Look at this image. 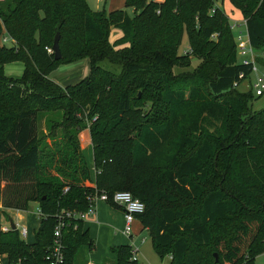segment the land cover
Listing matches in <instances>:
<instances>
[{
	"label": "trees",
	"instance_id": "trees-1",
	"mask_svg": "<svg viewBox=\"0 0 264 264\" xmlns=\"http://www.w3.org/2000/svg\"><path fill=\"white\" fill-rule=\"evenodd\" d=\"M229 2L259 49L264 0ZM214 4L124 0L129 16L91 11L85 0L0 1V36L9 40L8 47L0 41V208L26 212L36 203L41 216L31 243L16 228L0 231L7 264H43L56 213L84 211L102 192L117 208L111 196L121 191L144 205L140 231L159 258L171 256L169 264H210L197 250H208L211 264H253L264 253V107L252 113L251 90L233 87L250 79L253 66L236 62L229 19ZM111 28L122 32L119 46L108 40ZM56 33L58 60L51 50ZM214 34L216 43L209 41ZM184 35L200 66L218 58L206 86L192 84L197 72L185 75L190 80L174 74L186 59L178 55ZM84 59L90 73L78 83L60 87L48 79ZM10 64L20 65L19 75L4 73ZM255 64L264 69L263 58ZM177 80L189 84L187 94L171 86ZM41 114L60 115L46 121V136L37 128ZM85 128L92 178L77 138ZM172 196L185 207L169 208ZM67 223L63 264H75L93 240L82 223ZM111 252L114 264L137 263L131 245Z\"/></svg>",
	"mask_w": 264,
	"mask_h": 264
},
{
	"label": "rangeland",
	"instance_id": "rangeland-1",
	"mask_svg": "<svg viewBox=\"0 0 264 264\" xmlns=\"http://www.w3.org/2000/svg\"><path fill=\"white\" fill-rule=\"evenodd\" d=\"M149 1V0H147ZM85 3L87 7L91 11L97 12V11H105L106 13H109L114 10H123L125 11L129 16H133V10L129 8H125L124 6V0H85ZM216 7H220L224 10L225 14L227 15L229 22H230V29L233 25L234 29H231L232 35L234 39L238 35L239 31H244V20L240 14L239 11H237L235 8L232 7L229 0H215ZM4 36H0V41ZM122 37V32L118 28H111L108 40L111 45L119 46V40ZM211 42L216 43V35H212L210 38ZM5 47L9 46V40H6L5 43H3ZM254 55L255 58H263L264 59V44L261 45L259 49H254ZM178 55H184L186 59L184 60H178L177 65L175 64L173 66V71L175 75H182L178 76L179 79H183L185 75H192L196 74L198 79L191 80L193 85L195 86H206V81L208 80L211 71L214 69V64L217 61L218 58L211 59V62L207 63L205 67L200 66L201 60L197 58L195 55L192 54L191 49L189 48V45L187 43V37L186 35L183 36V41L181 46L178 48ZM211 56L208 58L210 59ZM241 59L238 56V53L236 54V62H240ZM84 66V67H83ZM106 67V65L104 64ZM17 69H9L4 67V73L7 75L8 73L10 75H19L21 72L20 65H17ZM82 67V69H81ZM9 70V71H8ZM72 70H74V73H78L79 76L81 75V79L86 78L89 76L90 73V67L89 64H86V61L83 63H76V64H69L58 67L56 70L51 72L48 76V79L54 82L55 84L59 86H71L72 82H75L76 79H69L72 77H68L69 74L72 73ZM81 70V71H80ZM78 80V75H75ZM251 76L250 79H247L246 81L242 82L241 85L238 86L239 92H246L248 89V84L251 82ZM187 79L190 80L188 77ZM204 81V82H203ZM173 88H178L180 90H183L187 94V90L189 87V84H182L181 81L176 83L171 82L170 83ZM190 84V85H192ZM249 110L252 113H255L262 109L264 107V97L261 98H255L252 99L248 103ZM145 109L149 110V103H145ZM60 115L57 116L53 115H43L41 114L38 117L37 122V128L38 131L43 134V136L47 135V126L46 121L54 120V121H60ZM86 126L90 125V122H85ZM58 132V131H57ZM77 138L79 142V146L81 151L84 154V161L87 165V168H89L91 177L93 175L94 167H93V160H92V154H91V140L89 131L87 129H81L77 133ZM45 143H49V139H45ZM171 201L167 205L169 208L173 209H183L185 207V204L178 201V198L175 196L170 197ZM36 204L30 203L29 209L26 212H20V211H13L8 209H2L0 208V226H6L8 224L9 220L16 226L18 229L19 227H26L29 235L26 240V242H30L32 240L33 233L38 227V221L39 218L34 215ZM98 217L97 221L94 220L96 217H93V222H85L89 224V235L93 240V247L91 249L87 247H83L81 251L77 254L75 259V264H84V259L86 261H89L91 264H100L104 262L105 264H114L115 256L111 252L112 248L119 247V246H126V245H136L139 249V253L136 255V264H169V255L164 256L163 258H159L152 245V241L149 238V235L147 231H140V222L138 220H135V222L132 225L133 231L137 230V235H133L131 239L125 238L122 233V217L120 213L115 209L111 208V210H108L104 205L101 203L98 204ZM142 240H144L142 242ZM197 258H201V256L205 257L208 263H212L211 255L210 253L205 250H197L195 251ZM0 264H5V256L0 255ZM253 264H264V253L258 254L253 259Z\"/></svg>",
	"mask_w": 264,
	"mask_h": 264
},
{
	"label": "built area",
	"instance_id": "built-area-1",
	"mask_svg": "<svg viewBox=\"0 0 264 264\" xmlns=\"http://www.w3.org/2000/svg\"><path fill=\"white\" fill-rule=\"evenodd\" d=\"M149 1H158L162 2L163 0H149ZM244 31H239L236 36L235 43L236 49L239 58L241 61L239 62L242 65L252 64V77L251 82L249 83V90H251L253 97H264V69H261L259 66L255 64V55L254 49L250 45L248 35L245 28L244 22ZM231 29H234L233 25ZM6 39H2V43H5ZM47 53H51L49 49H46ZM234 88H238L237 84L233 85ZM109 198L106 193H99L89 199L90 205L84 211H68L62 210L55 214L54 225L52 229L51 235V243L45 250V255L43 257V264H63V245L61 244V233L65 230L69 225L67 221H76L83 223L86 220H89L95 215L96 204L98 202H108ZM111 201L114 205L118 206L123 212V228L121 233L126 238L131 239V237L135 234V231L132 229V225L136 220L138 215H141L144 211V205L142 202L134 198L128 192H115L111 196ZM34 215H36L40 219V213L37 209V205L34 210ZM76 226H73L72 229H75ZM17 229V228H16ZM9 227H0L1 232H7ZM19 238L25 242L27 240L28 230L26 227L22 226L17 229ZM34 234V233H33ZM144 240H142L143 242ZM139 253V249L136 245H131V261H137L136 255ZM171 256L169 255V260ZM10 264V263H9ZM11 264H20L19 261Z\"/></svg>",
	"mask_w": 264,
	"mask_h": 264
},
{
	"label": "crops",
	"instance_id": "crops-1",
	"mask_svg": "<svg viewBox=\"0 0 264 264\" xmlns=\"http://www.w3.org/2000/svg\"><path fill=\"white\" fill-rule=\"evenodd\" d=\"M1 1V0H0ZM84 61H86V64H89V62H87V60H81V61H79V62H76V63H83ZM76 63H73V64H76ZM6 68H9V69H17L18 67H17V65L16 64H10V65H7V66H5ZM84 67V66H83ZM81 69H82V67H81ZM9 71V70H8ZM81 71V70H80ZM75 75H78V80H77V77H75ZM68 77H72V78H69L70 80L72 79H76V81L75 82H72V85H74V84H76V83H78L80 80H82L81 79V75L79 76V74L78 73H74V70H72V73L71 74H69V76ZM59 86V85H58ZM61 87V86H60ZM62 87H65V86H62ZM80 147V146H79ZM93 172V171H92ZM92 178V177H91ZM90 185H92V184H90ZM102 204V205H104L108 210H111V208H114V207H111V206H109L107 203H104V202H98L97 204H96V211H95V219L94 220H96L97 221V217H98V204ZM36 204V203H35ZM119 213H120V215H121V217H122V222H121V224H123V212H122V210L119 208V207H117V208H115ZM93 216V217H94ZM93 217L92 218H90L89 219V221H90V223L91 222H93L94 220H93ZM89 221H84L83 223H82V230H86L87 231V233H89V224H87V223H85V222H89ZM9 222H11L10 220H9ZM9 222H8V224H6V226H8L9 227ZM12 223V222H11ZM94 223V222H93ZM14 225V224H13ZM6 226H1V227H6ZM14 227L16 228V226L14 225ZM122 228H123V226H122ZM137 231H138V229L135 231V234L134 235H137L136 233H137ZM28 235H29V232H28ZM28 235H27V238H28ZM90 236V235H89ZM33 237V236H32ZM125 237V236H124ZM91 238V237H90ZM126 238V237H125ZM132 238V237H131ZM92 239V238H91ZM129 239V238H128ZM32 242V240L30 241V242H28V243H31ZM5 264H7L6 263V258H5ZM84 264H91L89 261H86L85 259H84ZM100 264H105L104 262H102V263H100Z\"/></svg>",
	"mask_w": 264,
	"mask_h": 264
},
{
	"label": "water",
	"instance_id": "water-1",
	"mask_svg": "<svg viewBox=\"0 0 264 264\" xmlns=\"http://www.w3.org/2000/svg\"><path fill=\"white\" fill-rule=\"evenodd\" d=\"M58 38H59L58 34L56 33L54 38H53L52 46H51V50H52V53H53V59L54 60H58L59 59ZM9 227H10L11 230L15 229L14 225L11 222H9ZM214 256H215V260H217V256L216 255H214Z\"/></svg>",
	"mask_w": 264,
	"mask_h": 264
}]
</instances>
